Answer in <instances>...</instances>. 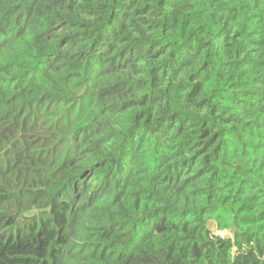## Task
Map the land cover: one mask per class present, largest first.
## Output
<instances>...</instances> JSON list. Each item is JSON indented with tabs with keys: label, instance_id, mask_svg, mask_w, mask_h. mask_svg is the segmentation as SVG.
<instances>
[{
	"label": "trees",
	"instance_id": "trees-1",
	"mask_svg": "<svg viewBox=\"0 0 264 264\" xmlns=\"http://www.w3.org/2000/svg\"><path fill=\"white\" fill-rule=\"evenodd\" d=\"M0 264H264V0H0Z\"/></svg>",
	"mask_w": 264,
	"mask_h": 264
},
{
	"label": "rangeland",
	"instance_id": "rangeland-1",
	"mask_svg": "<svg viewBox=\"0 0 264 264\" xmlns=\"http://www.w3.org/2000/svg\"><path fill=\"white\" fill-rule=\"evenodd\" d=\"M221 234H228V232L225 231V232H222Z\"/></svg>",
	"mask_w": 264,
	"mask_h": 264
}]
</instances>
